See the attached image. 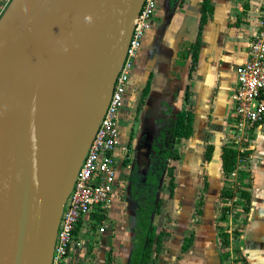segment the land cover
<instances>
[{
	"label": "crops",
	"instance_id": "0c3cea01",
	"mask_svg": "<svg viewBox=\"0 0 264 264\" xmlns=\"http://www.w3.org/2000/svg\"><path fill=\"white\" fill-rule=\"evenodd\" d=\"M7 1L0 0V12ZM201 1L157 0L150 26L144 31L139 52L130 66L128 89L117 111L116 146L113 152L116 185L102 211V219L97 223H93L94 220L90 218L88 221L83 218L78 222L75 232L80 237L81 244L70 251L68 264H128V255L136 240V206L144 198L145 190L152 194L153 184L157 187L155 195L160 198L159 194L163 192L171 202L168 203V209L162 210L160 202L158 212L151 215L155 233L164 232L165 239L162 237V241L160 240V247L166 242L165 248L172 244L175 250H179L186 234L180 235L178 243L176 240L171 242L173 226L176 224L174 217L186 205L182 199L190 198L195 201L199 195L204 198L202 219L211 225L209 233L215 238L213 215L217 211L223 175L220 152L226 138L225 121L236 78L235 68L243 57V45L253 32L261 0H208L211 12L199 29L197 56L187 77L188 59L182 54L187 42L196 37ZM146 81L149 83L148 91L144 97H140L139 91ZM134 106L137 112L132 122L130 115ZM180 108L193 113L192 133L173 142L176 158L157 159L154 147L157 145L158 151L161 147L155 140L159 125L163 126L167 116ZM207 145L211 149L206 159L203 153ZM213 162L216 171L210 168ZM167 166L170 167V172H167ZM160 167L161 172H156ZM246 171L250 183L247 192L249 194L250 191L252 204L247 213L250 223L255 224V217L264 214V124L252 139ZM209 173L215 174L214 182L207 176ZM171 177L174 188L169 196L167 183ZM178 178L181 179L183 191L179 189ZM204 179L206 187L202 189ZM159 185H162L161 190ZM209 197L213 199L214 207L207 217L205 201ZM167 199L165 198L164 204ZM160 214L164 219L170 218L168 223H172V234L168 235L167 230L162 227L157 229ZM201 232L204 236L200 235L196 241L198 246L205 247L207 232ZM251 233L247 231L248 236ZM238 235L237 233L236 238ZM260 257L252 258L250 264H262L264 257ZM158 262L173 263L171 258L166 259L165 256L156 258L155 264ZM217 262L218 259L214 256L205 259L204 264Z\"/></svg>",
	"mask_w": 264,
	"mask_h": 264
},
{
	"label": "water",
	"instance_id": "95a60500",
	"mask_svg": "<svg viewBox=\"0 0 264 264\" xmlns=\"http://www.w3.org/2000/svg\"><path fill=\"white\" fill-rule=\"evenodd\" d=\"M143 0H8L0 12V264H50L75 173ZM51 137L36 188V136Z\"/></svg>",
	"mask_w": 264,
	"mask_h": 264
},
{
	"label": "built area",
	"instance_id": "2783aa9c",
	"mask_svg": "<svg viewBox=\"0 0 264 264\" xmlns=\"http://www.w3.org/2000/svg\"><path fill=\"white\" fill-rule=\"evenodd\" d=\"M156 2L143 0L133 20L123 64L62 206L50 264H68L70 251L81 244L75 232L78 222L83 218L88 221L93 210L103 211L116 185L113 152L116 146L117 111L127 92L129 69L138 54L142 35L150 26ZM235 73L225 121L227 138L224 145L235 150V161L227 171L228 181L233 180L239 169H246L252 139L264 124V0H261L260 10L255 17L253 32L243 45V57L236 65ZM237 194L236 200L242 201ZM230 200L232 198L224 196L221 204L229 205ZM227 213L224 207L221 214Z\"/></svg>",
	"mask_w": 264,
	"mask_h": 264
},
{
	"label": "rangeland",
	"instance_id": "374dc122",
	"mask_svg": "<svg viewBox=\"0 0 264 264\" xmlns=\"http://www.w3.org/2000/svg\"><path fill=\"white\" fill-rule=\"evenodd\" d=\"M161 126L162 124L159 125V127ZM225 136L227 138V132ZM226 138H224L225 139L224 144ZM210 168L212 169V171H216L214 162L212 163V167ZM207 176L212 182H214L216 178L214 173H209V175ZM226 176H227V172L223 171V175L220 183L221 187L219 190V197L216 206L217 211L215 213V216L213 215V229L216 232V233L214 232L216 234L215 238L213 234L209 233L211 228L209 226L211 225L207 223L204 218L202 219V214L198 215L196 212L193 213L194 210L197 209L198 207H200L202 213V205L201 206L197 205L196 203L197 198L195 199V201H193V199L190 198L186 200L182 199L181 201L184 200L186 202V205L184 206L183 211L178 212L176 214V217H174V221H176L175 222L176 224L173 226V235L171 237V242L176 240L175 242L178 243L179 240L178 238L180 237V235L182 234L188 235L190 234V232H192V243L185 251L180 252L177 249L175 250L173 246H171L172 244L167 245V247L165 248L164 245L166 244V242L165 244L163 242L164 244L163 246L159 247L157 251L153 250V252L151 253V264H155L156 258L158 257L163 258L164 256L166 259L167 257L172 259L173 263L170 262V264H181V263L186 264V262H194V263L196 262L195 264H204L205 259H207L208 257L212 258L214 256L217 257L218 259L217 264H250L252 258L261 256L260 258L263 259L264 214L259 216L257 215L255 217L256 218L255 224H253V222L250 223L249 214L247 213V211H250V207L252 206L250 201L251 200L250 191H249V200L247 201V203L244 201V198L241 196V191L243 190L248 191L247 186H249L250 184L248 180L249 178L248 172L246 171V169L245 170L239 169L237 171V175L233 178V180L230 181L226 180ZM178 181H179L178 182L179 189L180 191H183L181 179L178 178ZM159 189L160 190L162 189V185L159 187ZM237 193H239L240 199L242 200L240 202L236 200V198L238 197ZM159 196L161 198L160 200L161 210L162 208L168 209L169 207L168 203L171 202L169 201V199H167L168 197H166V194L161 192ZM224 196H227L230 199L232 198V200H230L229 205L224 206L223 204H221ZM165 198L167 200L165 201L164 204ZM202 200L204 202V198H202ZM205 202H206L205 215L209 217L214 207V201L211 197H209ZM179 204L180 202L178 201V205ZM244 205L245 206L247 205L246 209H244ZM222 207H226V210L228 211L227 215L221 214ZM169 220L170 218L164 219L162 214H160L158 216V221L156 224L157 229L160 227H162V229H166L167 230L166 233H168V235L172 234V229L170 228L172 226V223L171 222L168 223ZM252 224L254 225V228H252L253 226ZM201 228L202 230H205L207 232L205 247L204 245L198 246V243L196 241L200 235L204 236L201 232L202 230L200 231ZM248 230L252 232L251 234H249V236L247 234ZM221 231L227 233L226 244H222L221 240L217 235ZM237 233L239 234L238 238H236ZM162 237L164 238L163 235ZM162 237H161V241H162ZM198 241L201 240L198 239ZM254 250L256 251L254 252ZM170 252H172V254ZM157 264H159V262ZM262 264H264V262H262Z\"/></svg>",
	"mask_w": 264,
	"mask_h": 264
},
{
	"label": "trees",
	"instance_id": "16d2710c",
	"mask_svg": "<svg viewBox=\"0 0 264 264\" xmlns=\"http://www.w3.org/2000/svg\"><path fill=\"white\" fill-rule=\"evenodd\" d=\"M200 15L198 21V30L196 37L193 41H189L186 44V50L182 54V56L188 59V64L186 67L187 77L190 71L193 68V65L197 56V45L199 41V29L202 23L205 21L206 16L211 12V6L208 3V0H202L200 3ZM184 59V60H185ZM149 83L146 81L142 89L140 90V97H144L148 91ZM183 96H186V91L183 92ZM166 118V117H165ZM192 119L193 113L190 110L186 109H177L175 112L171 113L167 116L166 123L160 127L155 140L157 143L161 144L160 150L158 151V146L154 147L155 154L157 155V159H162L163 157L167 158H176L177 152L173 147V142L177 140L179 137H187L192 133ZM211 146L207 145L206 150L203 153L204 158L209 157ZM221 159V168L223 171H229L233 163L235 161V150L222 146L220 152ZM170 167L167 166V172H170ZM156 172H161V167L157 168ZM152 179V178H151ZM206 187V180H203L202 189ZM156 186L153 184L151 187L152 194H148L147 190H145V196L138 202L136 206V228L134 231V236L136 238L134 246L131 247L129 255H128V264H151L150 253L154 249L157 251L160 247V240L162 235H164L163 231H158L155 233V226L151 222V215L153 213L158 212L160 206V198L155 195ZM167 188L169 192V196H171L174 181L172 177L168 180ZM241 196L244 198V201L247 203L249 200V194L247 191H241ZM197 205H202L203 200L202 196L199 195L197 197ZM247 205H244V209H246ZM224 211V207H222L221 212ZM198 215L201 214V209L198 207L194 210ZM104 217V212L93 210L90 213V219L94 220L93 223H97L98 220ZM222 244L227 243V233L221 231L217 234ZM192 242V232L190 234L184 236L179 245V250L185 251L188 246Z\"/></svg>",
	"mask_w": 264,
	"mask_h": 264
},
{
	"label": "bare ground",
	"instance_id": "6f19581e",
	"mask_svg": "<svg viewBox=\"0 0 264 264\" xmlns=\"http://www.w3.org/2000/svg\"><path fill=\"white\" fill-rule=\"evenodd\" d=\"M51 148V137L47 132H39L36 136V163H35V176H36V188L42 184L49 149Z\"/></svg>",
	"mask_w": 264,
	"mask_h": 264
},
{
	"label": "flooded vegetation",
	"instance_id": "af4514ba",
	"mask_svg": "<svg viewBox=\"0 0 264 264\" xmlns=\"http://www.w3.org/2000/svg\"><path fill=\"white\" fill-rule=\"evenodd\" d=\"M140 49V48H139ZM139 52V51H138ZM139 96H140V91H139ZM136 112H137V108H136V106H134V108L132 109V111H131V117H132V122H133V120L135 119V114H136Z\"/></svg>",
	"mask_w": 264,
	"mask_h": 264
}]
</instances>
